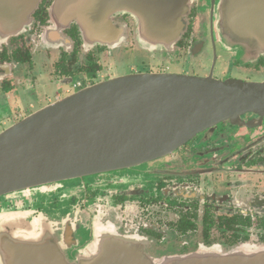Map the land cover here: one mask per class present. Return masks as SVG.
Returning <instances> with one entry per match:
<instances>
[{"label": "flooded vegetation", "instance_id": "obj_1", "mask_svg": "<svg viewBox=\"0 0 264 264\" xmlns=\"http://www.w3.org/2000/svg\"><path fill=\"white\" fill-rule=\"evenodd\" d=\"M53 2L40 0L22 32L0 35V134L84 88L126 75L264 82V55L243 63L218 39L211 24L218 0L189 1L173 48L150 51L139 43L128 14L112 17L116 36L109 41L86 42L75 23L49 37ZM248 73L259 80L239 78ZM240 119L238 125L227 121L206 129L162 158L79 178L64 197L47 203L5 199L0 211L42 220L51 241L70 259L92 239L96 225L138 238L154 259L204 248L228 254L244 246L264 247V116L245 113ZM45 188V193L65 189L62 182ZM11 263L0 253V264Z\"/></svg>", "mask_w": 264, "mask_h": 264}, {"label": "water", "instance_id": "obj_2", "mask_svg": "<svg viewBox=\"0 0 264 264\" xmlns=\"http://www.w3.org/2000/svg\"><path fill=\"white\" fill-rule=\"evenodd\" d=\"M189 1L54 0L48 36L75 23L86 42L109 41L116 36L112 17L128 14L141 45L170 50ZM39 2L0 0V35L28 27ZM216 8L211 24L228 50L249 61L264 55V0H218ZM245 113L264 116V82L142 73L97 83L0 134V197L32 200L48 184L162 158L206 129L238 125ZM0 253L11 264H264V247L251 246L154 259L138 238L111 225H96L93 239L70 259L42 220L12 209L0 211Z\"/></svg>", "mask_w": 264, "mask_h": 264}, {"label": "rangeland", "instance_id": "obj_3", "mask_svg": "<svg viewBox=\"0 0 264 264\" xmlns=\"http://www.w3.org/2000/svg\"><path fill=\"white\" fill-rule=\"evenodd\" d=\"M139 41V40H138ZM140 43V42H139ZM141 46H143V45H141ZM144 47V46H143ZM144 48H146V47H144ZM146 49H148V48H146ZM226 50H228L227 48H225ZM149 51L150 50H158V49H148ZM128 57H129V63L130 64H132L133 62H134V59H133V57H134V55L133 54H131V52H129L128 53ZM238 58L243 62V63H248V62H252V61H254L253 59H252V61H249L248 59H245L244 57H243V55L240 53V52H238ZM257 60V59H256ZM221 63L222 62H219L218 64H217V66L219 67L220 65H221ZM173 66V68L174 67H176V66H178V64H176V62H174L172 65H171V67ZM229 69H231V68H229ZM256 75H254L253 73H248V75H245V76H243L242 74H240L239 75V78H241V79H243V80H250V81H257V80H259L257 77H255ZM115 172H117V171H115ZM115 172H111V173H108V174H112V173H115ZM106 175V174H105ZM94 177V176H93ZM90 178H91V176H90ZM76 181H77V179H72V180H67V181H63L62 183H63V186H64V190H62V191H60V192H57V193H54V192H51V191H49L48 193H45V192H41V193H39V195H38V198H36L37 200L36 201H40V202H45V203H47V201L49 200V201H52L54 198H57V197H64V195H65V193L67 192V191H69V188H73V186L76 184ZM46 189L47 188H43V190H41V191H46ZM47 190H49V189H47ZM6 198H1L0 197V202L2 203L4 200H5ZM27 200H30V201H32L31 199H27ZM63 204V205H62ZM67 204H68V202H67ZM66 205V203H62L61 202V207H63V206H65ZM45 212H48V210H46L43 206L41 207ZM49 208V210H52V207L50 206V207H48ZM67 210V209H66ZM115 229V228H114ZM115 231L117 232V230L115 229ZM94 233V232H93ZM118 233V232H117ZM92 239H93V235H92ZM91 239V240H92ZM91 240H89V242L91 241ZM88 242V243H89ZM83 249V248H82ZM81 249V250H82Z\"/></svg>", "mask_w": 264, "mask_h": 264}]
</instances>
